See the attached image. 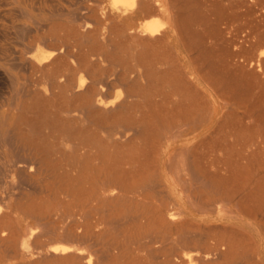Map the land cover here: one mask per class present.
Instances as JSON below:
<instances>
[{
    "label": "bare ground",
    "instance_id": "bare-ground-1",
    "mask_svg": "<svg viewBox=\"0 0 264 264\" xmlns=\"http://www.w3.org/2000/svg\"><path fill=\"white\" fill-rule=\"evenodd\" d=\"M61 1L0 0V264L211 262L216 247L211 248L213 256L201 249L203 255L186 252L189 246L184 249L174 242L182 251L165 249L172 241L164 245L168 234L163 238L154 229L155 220L164 221L160 198L164 192L155 194L160 202L155 212L144 204L140 208L135 195L120 193L137 189L133 179L126 186L120 173V137H128V131L140 139L147 137L155 117L153 134L162 139L160 154L170 149L173 138L193 133L201 120L197 112L184 126L178 123L170 130L162 109L166 101L181 102L172 100L164 88L171 71L167 67L146 71L144 63H135L165 40L169 0ZM218 2L219 16L226 8L231 14L230 67L245 84L238 87L229 79L222 93L230 101L224 103L231 115L235 112L238 147L242 145L240 151L251 155L254 164V158L264 155V0ZM137 14L147 15L136 18ZM122 62L126 64L121 66ZM189 148L172 154L174 160L178 157L169 160L173 169L183 167L182 154ZM155 174L141 178L139 187L158 190L153 187ZM263 179L254 180V188L263 191L257 206L262 218ZM75 201L76 214L70 207ZM217 201V206L224 202ZM211 202L207 209H213ZM216 209L224 212L222 206ZM179 213L173 210L166 216L172 220ZM253 222L254 239H261L259 254L263 238H258ZM190 239L195 245L201 238ZM215 262L229 264V256L222 251Z\"/></svg>",
    "mask_w": 264,
    "mask_h": 264
},
{
    "label": "rangeland",
    "instance_id": "rangeland-1",
    "mask_svg": "<svg viewBox=\"0 0 264 264\" xmlns=\"http://www.w3.org/2000/svg\"><path fill=\"white\" fill-rule=\"evenodd\" d=\"M224 1L226 2V0ZM169 2L171 4L170 26L165 31V40L145 51L143 57H138V61L135 63L140 65L144 63L146 71H151L158 67H167L171 71V73L167 74L166 80H168V83L164 88L169 93H172L171 89L174 86L176 90H174V93H170L169 97L172 100L181 99V102L172 104L171 101H166L163 107L164 110L162 109L164 114H161L165 115V120H169L170 130H174L173 128L176 126L178 128L181 123H183V126L185 125V121L181 122L178 119L181 112H188L186 115H189V118L198 112L202 121V117H207L206 119H208L209 115L213 114L215 116L223 111L227 104L224 103V97L226 96L222 95V92L226 90L229 79L231 81L235 80L238 87L245 86V84L243 79L237 77L234 69L230 67L234 57L231 55V44L228 40L231 31L229 8L225 9L224 15L221 17L218 11V0H169ZM145 15L147 14H137L135 17H143ZM124 41L120 38V42ZM153 49H157L156 52H153ZM131 59L127 57V62L131 63ZM162 59L165 62H162ZM123 64H126V62L120 63L121 66ZM199 109L202 111L200 112ZM154 119L155 117L150 119L152 132L147 137L140 139L138 135L131 136L129 131L128 137L124 138L122 136L123 139L120 137V173L123 176L125 185L133 179L137 188V191L135 190L133 193L127 189L121 190L120 193L123 195L129 193L135 195L136 199L139 200V207L143 208L144 204L149 212H155L158 209L160 202L157 200L158 196L156 195L161 191L159 194L161 196L164 192V187L158 180L160 179L158 152L162 146V139L155 137L153 134ZM159 119L161 117L156 120L157 126L160 124ZM193 130L195 131L196 128ZM176 138H173V140ZM189 142V137L184 139L185 147H187ZM212 149H215L214 146ZM130 155L133 158L129 159L128 156ZM253 167L254 180L256 178H264V155L254 158ZM150 172L156 173L157 184L153 187L158 190L153 191L152 186L149 189L145 187L142 190L138 185L139 180L143 177L147 178ZM163 195L165 198H160L162 201L164 199V204L168 205L167 198L164 193ZM70 207L75 214L79 211L76 201ZM172 211L169 209L167 213ZM260 211L259 207L254 206L253 225L256 227L258 238L262 235L264 245V218H261ZM104 226L107 227L108 225L105 224ZM260 241L261 239L258 241L254 239L253 264H262L260 255L256 253L259 249Z\"/></svg>",
    "mask_w": 264,
    "mask_h": 264
},
{
    "label": "crops",
    "instance_id": "crops-1",
    "mask_svg": "<svg viewBox=\"0 0 264 264\" xmlns=\"http://www.w3.org/2000/svg\"><path fill=\"white\" fill-rule=\"evenodd\" d=\"M225 95H227V93H225ZM224 100L230 101V98L224 97ZM226 108L227 107H225L223 111L219 112L218 115H209L208 119L202 117V121H199L200 123L197 125L196 130L193 133L177 137L171 142L170 149L167 152H160L159 180L160 184L164 187V194L167 193L165 195L166 198H168L167 201L173 202V204H171L170 207L168 205L169 208H167V204L164 205L162 208V217L164 218V221L162 222L159 219L155 220L154 229L156 232L158 231L163 238H166L167 236L163 233L168 234V239H164L166 240L164 241L166 243H163L166 245L172 241V245H170L171 242L166 245V250L171 249V251H175L177 249L176 252H178L182 251L181 248L186 249L189 246L188 248L190 249L187 248L186 252L197 251V254L203 255L201 252L202 250L204 253L208 252L210 253L209 255L212 256L216 254V256H213V259L211 258V262L207 260L208 262L204 264H217L215 259L222 251L224 255L229 256V264H233L232 262L234 261V264L238 262V264H252L254 244L252 222L254 221V206H258L260 202L262 203L261 197H263V191L261 189L262 187L254 188V167L252 156L240 151L242 145L239 144L240 147H238L236 139L235 112L231 115V112L227 111L228 109ZM186 113L188 114V112H181V115H179L180 117L178 119H180L181 122L190 119L189 115H186ZM188 137L190 138V142L187 144V147L189 146L190 148L189 150L184 151L182 157L184 161L186 160V162H188L186 166L187 168L189 167L190 170H187L189 172H186L187 168L184 167L186 162L182 160L184 162V168L179 167V169L182 168L183 170L185 169V171H182L181 173L180 170L182 169L179 170L178 168H175L178 169L177 172L173 169L174 166L169 162V160H174V158H172V154H176L179 149L183 150L186 146L184 139H188ZM213 146L215 149H212ZM176 158L175 160H177ZM189 164H191L192 167L189 166ZM176 172L178 175L174 174ZM193 172L196 176L195 174L194 176L192 175ZM187 173L188 175L191 173L190 176L193 177L189 179L190 176H188ZM197 176L200 177L199 179L205 181L207 186L203 185L205 182L200 183L199 185V182L196 181L199 180L196 179L198 178ZM194 177L196 182L192 180ZM189 180H192L191 184ZM193 185H195V187H193ZM201 185L205 187H201ZM187 192L189 193V196L187 195ZM193 199L199 204V208L196 207V203L193 205ZM221 199H223L224 202L221 203ZM216 200H219L217 203H221V205H218L222 206L224 209L223 213H219L216 209L219 207L216 204ZM210 201H212L211 205L214 203L216 204H214L216 207L212 205L213 209H207L208 206L210 207ZM225 202L227 203L225 204ZM201 205L203 206L200 208ZM168 209L179 210L180 213L174 216V218L172 217L171 220V218L166 216ZM226 209H228V213L225 211ZM187 229L191 230L188 232ZM211 232L214 234L212 235ZM215 235L219 236L217 238L218 241H216L217 239L215 238L217 236ZM190 236L192 238H196V242L198 239H201L194 245L190 242ZM173 237L174 240L176 239L175 241H173ZM180 237H182L183 240ZM168 240L169 242H167ZM178 241H182V243H179ZM199 241H202L200 243L202 247L199 245L198 248L197 246ZM173 242L175 245H178V247L180 244V250L177 246L175 247L173 245ZM184 242L186 244H184ZM224 243L226 246L223 245ZM169 246L170 248H167ZM173 246L174 248H172ZM224 246L225 248L223 249ZM215 247L219 255L214 250ZM211 248H213L215 253L212 252L213 250H211ZM259 254L261 256V263L264 264V249L261 248Z\"/></svg>",
    "mask_w": 264,
    "mask_h": 264
}]
</instances>
